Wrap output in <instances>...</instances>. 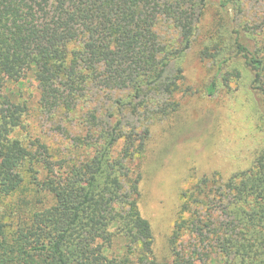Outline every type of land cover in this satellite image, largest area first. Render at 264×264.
I'll list each match as a JSON object with an SVG mask.
<instances>
[{
    "label": "trees",
    "instance_id": "1",
    "mask_svg": "<svg viewBox=\"0 0 264 264\" xmlns=\"http://www.w3.org/2000/svg\"><path fill=\"white\" fill-rule=\"evenodd\" d=\"M242 2L0 0V197L9 200L0 264H264V142L244 170L189 177L162 258L139 209L151 127L191 92L183 68L171 65L191 48L209 6L216 13L198 57L217 70L205 94H217L218 79L224 89L234 83L252 127L264 125V13L250 19ZM161 25L173 30L174 46ZM30 70L46 113L71 114L89 90L113 104L107 122L92 111L73 138L81 158L54 159L41 140L12 136L27 107L1 91Z\"/></svg>",
    "mask_w": 264,
    "mask_h": 264
},
{
    "label": "rangeland",
    "instance_id": "2",
    "mask_svg": "<svg viewBox=\"0 0 264 264\" xmlns=\"http://www.w3.org/2000/svg\"><path fill=\"white\" fill-rule=\"evenodd\" d=\"M242 3L250 19L263 17L264 0H243ZM215 13V8H207L191 48L173 61L170 71L183 68L184 86H189L191 92L180 98L178 112L151 127L147 150L139 160L142 172L139 209L151 225L158 258L166 255L167 239L179 218V194L189 187V177L215 170L227 176L234 170H244L264 142V125H255L262 131L252 127L243 89V92L236 90L234 83L232 89H224L218 79L217 94L212 97L205 94V86L215 75L217 65L213 60H201L198 50ZM161 26L157 29L161 39L168 43V48L174 46L171 44L176 42L173 30L167 25ZM231 67L243 70L239 63L229 62L227 69ZM1 93L12 102L27 107L23 115L24 128L15 130L12 136L25 145L35 139L41 140L49 146L54 159L70 155L81 158L82 151L73 147V138L85 134L88 113L95 111L107 122L113 106L102 93L89 90L71 114H62L61 110L55 114L46 113L38 104V84L32 70L24 72L18 82L6 83ZM121 99L127 102V93ZM124 113L127 114L125 122L135 121L129 111ZM8 201L0 197V218ZM3 222L9 223L6 218Z\"/></svg>",
    "mask_w": 264,
    "mask_h": 264
}]
</instances>
